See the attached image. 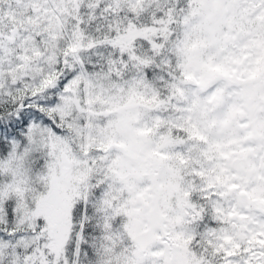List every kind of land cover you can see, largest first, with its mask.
<instances>
[{
  "label": "snow or ice",
  "instance_id": "6c2138e0",
  "mask_svg": "<svg viewBox=\"0 0 264 264\" xmlns=\"http://www.w3.org/2000/svg\"><path fill=\"white\" fill-rule=\"evenodd\" d=\"M0 264H264V0H0Z\"/></svg>",
  "mask_w": 264,
  "mask_h": 264
}]
</instances>
